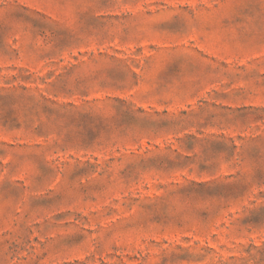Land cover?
Instances as JSON below:
<instances>
[{
	"label": "rangeland",
	"instance_id": "374dc122",
	"mask_svg": "<svg viewBox=\"0 0 264 264\" xmlns=\"http://www.w3.org/2000/svg\"><path fill=\"white\" fill-rule=\"evenodd\" d=\"M0 264H264V0H0Z\"/></svg>",
	"mask_w": 264,
	"mask_h": 264
}]
</instances>
